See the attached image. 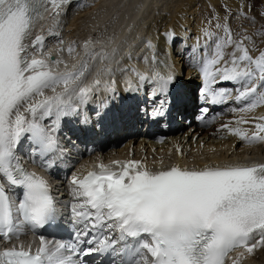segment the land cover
<instances>
[{"label": "snow or ice", "instance_id": "1", "mask_svg": "<svg viewBox=\"0 0 264 264\" xmlns=\"http://www.w3.org/2000/svg\"><path fill=\"white\" fill-rule=\"evenodd\" d=\"M70 2L0 0V238L5 242L19 239L25 227L43 228L57 218L49 183L25 167L22 146L31 163L49 170L48 157L62 152L61 121L81 116L95 92L102 87L109 90L101 79L84 82L87 60L60 72L51 65L63 60L50 54L47 59L29 58L45 47V35L38 29L49 16L55 19L47 34L59 36L53 29ZM238 15L247 18L243 12ZM213 19L223 35L201 29L203 44L197 41L190 50L192 67L201 74V92L208 103L235 102L238 107L233 110L247 114L264 106V50L253 57L245 44L252 41L246 29L241 39H234L228 17L223 24L219 16ZM164 35L166 42L176 39L173 30ZM145 46L157 63L156 45L149 40ZM67 52L73 54L72 45ZM86 55L109 59L102 51H86ZM131 71L141 82L153 84L149 99L159 98L153 112L163 115L174 73L156 71L149 78ZM223 83L233 88L210 87ZM100 107L106 108L107 101ZM258 120L251 135L228 124L221 128L247 144L264 142V116ZM81 122L87 123V117ZM235 122L249 121L240 116ZM96 168L83 178L73 175L71 179V195L77 201L71 205L72 235L67 240L40 235L35 252L23 245L3 248L0 264H87L83 257L92 253H108L114 257L112 264H225L231 251L242 248L244 252L232 261L240 264L244 253L252 255L264 248V163L193 168L173 164L153 169L141 161L115 160L110 165L98 163Z\"/></svg>", "mask_w": 264, "mask_h": 264}, {"label": "bare ground", "instance_id": "2", "mask_svg": "<svg viewBox=\"0 0 264 264\" xmlns=\"http://www.w3.org/2000/svg\"><path fill=\"white\" fill-rule=\"evenodd\" d=\"M80 1L81 0H79L77 3ZM112 1H109L107 6H103V13L101 15L98 14L97 17L96 15H93L92 22L93 24L97 23L98 25V23H102L104 18L113 12L112 9H115L117 6L121 8L126 7L121 11L122 15L119 16V22L122 21V26H120L114 34L110 35V37L107 35H98V37L94 38H91L90 35L86 36V38L78 43L80 51L77 52V58L75 60H73L74 58L69 55L68 52H61L62 57L60 60L63 58L69 59L74 65L80 57H82V60H85L89 57L86 55V51L88 52V50H92L91 53L93 54L99 53L101 51L108 54V60L102 61L95 59L94 72H92V66L89 65V73L86 77L87 80L84 81L85 83H89L92 78L98 77L103 79L108 76L109 71L107 72L106 69H108L109 66H113L111 74L117 72L118 70L124 74V79L131 77V70L129 67H131V69H135L136 72H141L139 71V68L143 67V65H141V59L143 55L145 53L150 54L152 52L151 49L145 46L146 42L150 40L154 45H156L157 63H153L154 67H159L158 65L161 66L165 61V63L168 65L167 67L174 73L175 77H180V80H182V84L184 85L182 91L186 90V93H191L196 89L201 91V87L203 86L201 74L198 70H195L192 67L190 60V50L191 47L197 43V41L203 44V40L201 39V29L204 27L210 28V30L214 33L218 32L220 35H223L221 30L215 28L217 21L213 19V17L219 16V22L223 24L225 18L223 14L226 13L227 8L232 11L234 10L233 13L231 12L230 16L228 17V24L232 30L233 38L241 39L245 35L243 30L246 29L247 35L252 37L251 42L245 41L246 46L249 48L250 55L256 57L259 55L261 50H264V33H262V31H264L263 27H261V31H258V28L264 24L263 21L261 22L257 20V23H254L252 19L255 18L248 14V7L246 8L247 18H245L243 15H238L244 10L240 9L238 6L239 1L237 0H169L170 3L166 2L165 6L168 7L167 9L171 8L172 10H159L157 11V14H153V12L155 11L156 7H163L164 3L160 2L161 0H124V2L123 0H118L115 4ZM220 2L225 6L224 8H219L217 6V4ZM77 3L74 2L65 7L64 12L59 18L61 25L62 22L64 23L66 18L70 16L69 11H71L73 5ZM98 3L99 1L97 0L96 4L99 5ZM112 3L113 5H111ZM95 8L96 5H94L93 9ZM121 8H118L117 11ZM217 8L218 10H216ZM54 19V17L47 19L40 28L41 32H47L49 28H52ZM209 21H211V24H209ZM71 23L73 22L71 21ZM61 25L54 28L53 31H56L57 28L60 29ZM143 30L146 31L143 32ZM169 30H173L175 32V41L166 42L164 33ZM140 32L143 33L140 34ZM137 34L146 38L138 39L139 42H137L138 44L136 45L133 41L134 36ZM62 37L63 36L61 34V39ZM89 41H91V43H87L86 45V42ZM130 41H132L133 44L129 46L131 43ZM49 43H52L53 46L49 45ZM179 43H182V45ZM46 44L49 50L53 49V52H55V49L61 48V46L60 48H56L55 46H59L62 43L47 41ZM67 48L68 47H65L64 50H67ZM226 51L230 52L231 49L229 48ZM44 53L45 49L41 52V54ZM32 55L36 54L30 53L31 57ZM71 58H73V61ZM92 58L93 57L90 56L88 64ZM136 59L140 60L139 63L136 62ZM51 66L56 69L55 65ZM101 66L103 67L102 69ZM143 73H145V75L149 78L152 77V75L145 69H143ZM179 73H183L184 75L182 74L183 76H180ZM135 77L138 76L135 74ZM147 83L148 82L144 84V87L148 85ZM230 84L231 83H223L222 85L212 84L210 87L215 90L221 86H223V88L229 87ZM119 93V90H117V95H119ZM50 94H52L50 91H46V95ZM100 102L101 101L97 100L95 107H99ZM258 109H264V106H259L247 114L239 113L234 110H231L230 112L226 111V117L205 130L198 129L192 124L188 126L182 125L174 135H168L161 145H154L153 142L145 141L144 137L142 136H129V134L123 140V145L121 144V139L120 141H116L111 144H114V147H118L115 150L117 154L127 153L128 150L126 148L129 147L140 148L146 155L153 154L157 157H166V155H168L169 158L163 159V162L174 159L176 163H182L183 165L192 163V165L197 167H203V163L205 162L218 163L233 160V158H235V160L240 159V164L264 163V142H257L249 145L243 141H240L235 135L230 134L228 129L221 128L223 124H228L231 128L239 127L248 133L256 131L254 128V123L260 122L258 118L264 116V111L258 115L254 114ZM240 116H244V118L249 122L246 124H237L235 121L239 119ZM128 128L129 126H126L124 130L122 129L123 132L119 133H125ZM218 130L221 131L219 132ZM239 146L241 147L239 148ZM260 146H262V148H260ZM178 147L182 152H188L187 158L185 157L184 159H181L180 157L174 156L173 153L177 152ZM232 148H234V150ZM242 148H247V150L252 152L253 149L256 151L260 150L262 152L261 157H259V155L256 153L255 157L246 159L249 160L246 162L244 157L240 155L241 152L246 151H243ZM231 149L233 150V153ZM232 156L234 157L231 158ZM236 156L240 157L237 158ZM188 158L191 159L189 160ZM263 250L264 248H258L257 251H255L252 255H245L244 262L242 264H264V259H260L264 254ZM257 252L258 256L255 257Z\"/></svg>", "mask_w": 264, "mask_h": 264}, {"label": "rangeland", "instance_id": "3", "mask_svg": "<svg viewBox=\"0 0 264 264\" xmlns=\"http://www.w3.org/2000/svg\"><path fill=\"white\" fill-rule=\"evenodd\" d=\"M98 1H99L98 4L100 6L96 4L97 3V0H81L79 3L74 4L75 6L73 5L71 11H69L70 12L69 13L70 16L67 17L66 20L64 21L65 24L61 21L62 22V25L60 23L61 28L60 29L57 28V30H56L57 32H59V30H61L63 28V32H59V33L64 34V35H62L63 36L62 39L65 40V41H62L63 43L61 45H59V46L56 45L55 46L56 48H59L61 46V49H63L62 51L67 52L66 50H64L65 47H66L67 40H75L73 42L79 43V41H76V40H79L80 39V41H82L84 38H86V36H89L90 33L94 29L97 28V26L104 27V28H102V29H104V30H102V33H106L109 29L114 28V26H117L118 25V24H116V22L117 21L119 22V16L122 15L120 13V11L123 9L121 7H118V6L115 9H112L113 12L109 16L105 17L104 18V21L102 23H98V25H97V23H94L93 24V22H92L93 21V19H92L93 15H96V17L98 16V14L101 15L103 13V10H102L103 9V6H107L108 2L109 1H112V0H98ZM117 1L118 0H113L112 2H114V4H115ZM237 1H239V5L238 6L240 7V9L244 10V11L241 10L243 13L246 14V8L248 7V12H249L248 14H250L251 16H253L256 20L261 21V22L263 21V23H264V16L261 15V13H264V0H237ZM91 2H92V6H86L87 3H91ZM123 2H124V0H123ZM160 2H162L164 4H163V7H160V8L156 7L158 9V11L159 10L160 11H162V10L171 11L172 10L171 8L167 9L168 7L165 6L166 2L168 3L169 0H167V1L166 0H161ZM155 3H156V1H155ZM94 5H96V8L95 9H93ZM111 5H113V3ZM217 6L219 8H224L225 7L221 2L218 3ZM118 8H121V9L117 11ZM93 10H95V11H93ZM216 10H218V8ZM233 11L230 10L229 8H227L226 13L223 14V16L229 17L230 16V13L231 12L233 13ZM113 13H114V15L112 16ZM71 21L73 23H71ZM69 24H71V25H69ZM261 27H263V29H264V26L262 25V26L259 27L260 30L258 28V31H261ZM145 31L146 30H143V32H145ZM99 32L100 31H97V34H99ZM143 32H140V34H142ZM262 33H264V31H262ZM110 35H112V34H110ZM110 35H107V36L110 37ZM109 37H107V38H109ZM129 40H128V42H129ZM130 42L131 43L129 44V46L132 45L133 42L137 45L138 44L137 42H139V40L138 39H134L133 42L132 41H130ZM179 44L182 45V43H179ZM77 47L74 48L73 55H71L74 59L71 58V60L72 59L75 60L77 58L76 57L77 52L80 51L79 48H77ZM138 47H139V45H138ZM61 49L60 50L58 49L57 50V53L62 54L61 53L62 52ZM63 55H64V53H63ZM139 61L140 60L136 59V62L137 63H139ZM238 145H240V144H238ZM243 151H244V149H243ZM249 158H251V157L244 158V159H249ZM262 257L260 258L261 260L264 259V254H263Z\"/></svg>", "mask_w": 264, "mask_h": 264}]
</instances>
